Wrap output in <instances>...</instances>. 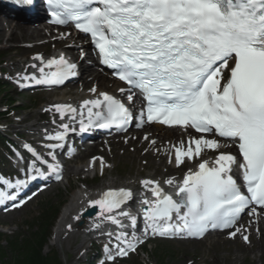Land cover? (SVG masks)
Masks as SVG:
<instances>
[{
  "label": "snow or ice",
  "instance_id": "snow-or-ice-1",
  "mask_svg": "<svg viewBox=\"0 0 264 264\" xmlns=\"http://www.w3.org/2000/svg\"><path fill=\"white\" fill-rule=\"evenodd\" d=\"M47 4L51 23L71 21L76 29L90 34L100 62L129 86L119 89L122 94L127 91L129 104L137 94L144 102L136 116L122 100L106 92L99 93L103 99L84 100L88 120L87 124L81 120V132L92 126L125 131L134 120L139 121L137 128L156 123L193 129L201 135L192 137L186 149L183 142L176 148L177 167L185 158L201 157L205 149L218 152L212 166L202 159L198 170L190 168L182 182L166 180L169 186L175 184L174 195L159 181H141L154 197L141 201L145 233L150 229L161 237H204L210 229H228L234 238L241 233L236 225L243 214L264 217V0H47ZM47 67L55 70L45 73L41 68V76L32 77L36 84H63L75 75L77 66L60 56L48 60ZM54 107L61 116L77 112L70 105ZM60 127L64 131L47 138L63 141L69 125ZM216 137L235 144L238 155L219 151L227 144ZM24 147L40 159L29 145ZM48 167L56 172L55 165ZM234 168L240 170L242 183L233 175ZM5 183L13 188L24 181ZM132 198L131 190L121 188L91 201L110 213L105 219L120 228L125 225L114 210L131 221V237L121 232L114 254L105 245L110 261L126 257L143 242L135 235L137 217L122 207ZM15 199L0 190V204ZM242 238L250 242L248 235Z\"/></svg>",
  "mask_w": 264,
  "mask_h": 264
},
{
  "label": "rangeland",
  "instance_id": "rangeland-1",
  "mask_svg": "<svg viewBox=\"0 0 264 264\" xmlns=\"http://www.w3.org/2000/svg\"><path fill=\"white\" fill-rule=\"evenodd\" d=\"M6 43H9L12 48L11 50L8 49L10 47ZM55 44L56 41L55 43L49 44L46 53H53L56 48ZM16 47L17 46H14V42L12 41H0V55H6L0 65V71L6 72V77L15 75L14 71L23 67V65H18L14 67V69L7 68L8 64L10 65L14 61L20 59V56H15L12 60L7 58L9 53H13L16 50ZM36 52H38V50L29 49L26 56L29 57ZM27 57H25L24 60H26ZM3 76L4 73L0 74V79H2ZM81 81H83V76L80 78L79 82L61 90H53L51 92L47 90H38L34 93L29 92L20 94L14 86L9 87L6 99L14 98L16 101L15 105L18 107L15 108L13 113H10L11 118L8 120L12 122L11 129L13 132L24 131L25 125L28 123L39 122V126L44 124L46 117L42 115V107L55 101L57 97L59 98L64 92L69 91V94H67L68 97H76V92L81 91L80 85H78ZM4 100L2 104L6 103ZM3 108L4 106H0V110ZM25 118H28V120H25ZM21 119L24 124L18 126V121ZM37 128L34 129V131H36ZM31 131L32 130H27L24 134L28 138L37 140V136L32 135ZM143 135L142 132L138 133L140 137ZM131 138L130 142L126 144L125 140L115 137L112 139L111 143L109 142L108 145L105 144V151L102 150L103 144H99L93 148L91 152L86 150L81 151L80 156L76 158L74 162L68 164V169L70 167L87 168L89 157L101 153L106 155L111 161V163L108 164L109 170L107 173L103 177L98 176L94 182L90 180L93 176V172L91 171H81L78 175L67 174V179L65 181L40 194L23 209L7 215L0 214V232L5 234L8 238L14 237L17 234L29 235L34 231L32 225L36 223V219L46 203H51L53 206L58 207L63 196H67L66 202L68 203L77 190L85 189L91 193L99 189L103 184L114 182L119 185L136 184L140 177L153 176L162 178L176 173V171L173 170L170 171L171 173H165L166 168L164 166L157 167L160 162L158 158L153 157L154 154H150L149 156L142 155L144 152L143 149L137 150L136 144L134 143V141H138L139 139H136L137 136L134 134ZM124 164L127 165V167L124 168ZM81 180L83 183L79 184L78 182ZM138 184L141 185V183ZM72 190L73 192L68 194ZM87 229L88 226L87 224L85 225V223L82 226H78L76 229H73L74 232L71 233L69 238H67V235H65L66 238L64 236L65 239L62 245L51 246L48 243L44 252L55 250L64 264H82L89 262L93 252L89 248V241L84 240L85 236L88 237L86 235ZM52 231L53 229L50 231L51 234ZM256 235H258V233ZM256 243H259L258 239H254L252 245L250 243L248 245L240 240L230 241L220 235H210L205 240L199 242L159 241L148 246V252L133 255L120 264H139L140 262L146 264V259L155 264H264V250L256 249ZM3 245L5 247L7 246L5 242H3ZM158 249L167 250L163 259L155 254V251H158ZM228 257L232 259L230 262L227 259Z\"/></svg>",
  "mask_w": 264,
  "mask_h": 264
},
{
  "label": "bare ground",
  "instance_id": "bare-ground-1",
  "mask_svg": "<svg viewBox=\"0 0 264 264\" xmlns=\"http://www.w3.org/2000/svg\"><path fill=\"white\" fill-rule=\"evenodd\" d=\"M18 20L10 19L9 17H5L0 15V41H6V42H14V46H17L15 51L12 53H9L7 58L12 60L15 56H20V59L14 61L12 64L8 65V68L17 67L22 63L23 58L27 57L26 54L28 53L29 49L38 50L40 54L44 52L47 49V46L52 43L50 38H48L51 31H53L51 27L46 25H39L37 24L34 19L37 18H43V15L38 13V17H28L25 15V13H22L21 16H19ZM9 47V43H6ZM24 44L28 45L27 48L22 47ZM77 45L76 41L69 42V41H61L60 46H67L68 51L74 50V47ZM82 48H84L82 46ZM11 50L12 48H8ZM75 54V53H74ZM76 56V55H75ZM90 60L93 62L94 59L89 55ZM76 60H78V54L77 57H75ZM34 61L31 59L29 63V67H33ZM24 64V63H23ZM79 64L81 65V70L85 72V76L83 77V84L82 89L79 92V99L80 102L87 100L91 97H97L99 96V93L104 92L106 90H112L117 91L119 87H123V85L110 76H108L105 73H101L99 70L95 69L93 70L91 67H88L85 65V63L82 61V59L79 61ZM112 83L116 84L114 88H112ZM90 87V88H89ZM96 88V92H92L91 89ZM66 93H63L60 95L59 98H57L58 103H64V102H70V100H65ZM53 112V111H52ZM25 120H28V118H25ZM39 122L34 123H28L27 126L29 128L37 127ZM148 132H151L149 135H147L148 139H143L141 141H135L137 149L146 148L148 147V150H155L157 149L158 153H160L162 156L164 155V161L167 157V159L172 161L170 164H165V168L169 169H176L177 166L174 162L175 159V150L178 147H181V142H183V147L186 149L188 147L187 142L188 140V133L189 131H185L183 128L177 127V128H164L159 125H152L151 128L148 130ZM156 138L155 143L150 142L153 139ZM165 138L170 139V142L168 144H165L162 142ZM133 143V142H132ZM93 147V146H92ZM146 154V152H145ZM159 154H157L158 156ZM79 157V156H78ZM107 160V159H106ZM188 160L185 158V161ZM162 165L158 164L157 167H160ZM192 166V163L190 164ZM89 169L83 168H75L70 167L67 170V174H75L78 175L81 171H89ZM167 187H170L169 185H164ZM146 193H149L147 189H145V196L142 195V197H146ZM85 195V194H84ZM84 195L81 196H74L73 200L63 209L62 213L60 214L59 218L57 219L54 227L52 236L50 238L49 244L52 246H60L64 242V234L70 233V229L75 227V224L77 220H79L82 215V213L87 209L89 206V200L83 198ZM141 197V198H142ZM83 198V199H82ZM139 198V200H141ZM134 202V200H133ZM252 231L250 230V236L252 235ZM197 242V241H194ZM256 249L258 250H264V239L261 238L259 240V243H256L255 245ZM229 262L232 260L231 258H227Z\"/></svg>",
  "mask_w": 264,
  "mask_h": 264
},
{
  "label": "trees",
  "instance_id": "trees-1",
  "mask_svg": "<svg viewBox=\"0 0 264 264\" xmlns=\"http://www.w3.org/2000/svg\"><path fill=\"white\" fill-rule=\"evenodd\" d=\"M4 84L0 83V95ZM50 207V206H48ZM43 220L39 223V230L35 231L30 237L23 238L17 236L9 241V247H0L1 264H62L55 254H44L43 248L46 244L48 231L55 214L50 209L44 212Z\"/></svg>",
  "mask_w": 264,
  "mask_h": 264
},
{
  "label": "water",
  "instance_id": "water-1",
  "mask_svg": "<svg viewBox=\"0 0 264 264\" xmlns=\"http://www.w3.org/2000/svg\"><path fill=\"white\" fill-rule=\"evenodd\" d=\"M95 210H92L91 212H89L88 214L91 215L92 213H94Z\"/></svg>",
  "mask_w": 264,
  "mask_h": 264
}]
</instances>
